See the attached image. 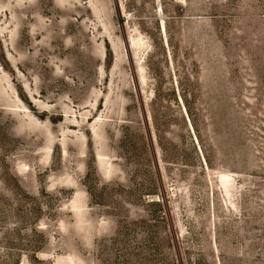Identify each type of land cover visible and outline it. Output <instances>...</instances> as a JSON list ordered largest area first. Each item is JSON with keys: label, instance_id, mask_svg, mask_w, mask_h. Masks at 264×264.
<instances>
[{"label": "rangeland", "instance_id": "374dc122", "mask_svg": "<svg viewBox=\"0 0 264 264\" xmlns=\"http://www.w3.org/2000/svg\"><path fill=\"white\" fill-rule=\"evenodd\" d=\"M0 264H264V0H0Z\"/></svg>", "mask_w": 264, "mask_h": 264}]
</instances>
